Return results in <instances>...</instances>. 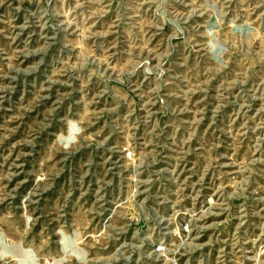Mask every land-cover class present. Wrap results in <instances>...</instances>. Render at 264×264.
Segmentation results:
<instances>
[{"label": "rangeland", "instance_id": "obj_1", "mask_svg": "<svg viewBox=\"0 0 264 264\" xmlns=\"http://www.w3.org/2000/svg\"><path fill=\"white\" fill-rule=\"evenodd\" d=\"M0 264H264V0H0Z\"/></svg>", "mask_w": 264, "mask_h": 264}]
</instances>
